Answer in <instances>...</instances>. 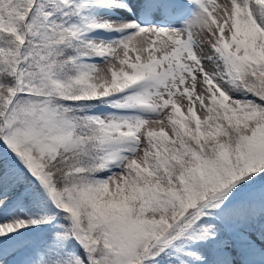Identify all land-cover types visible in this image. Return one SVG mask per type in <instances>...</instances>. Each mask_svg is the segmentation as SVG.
Returning <instances> with one entry per match:
<instances>
[{
  "label": "snow or ice",
  "instance_id": "1",
  "mask_svg": "<svg viewBox=\"0 0 264 264\" xmlns=\"http://www.w3.org/2000/svg\"><path fill=\"white\" fill-rule=\"evenodd\" d=\"M0 264H264V0H0Z\"/></svg>",
  "mask_w": 264,
  "mask_h": 264
}]
</instances>
